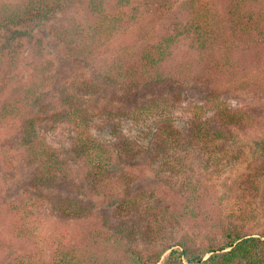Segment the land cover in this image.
<instances>
[{"label": "trees", "instance_id": "trees-1", "mask_svg": "<svg viewBox=\"0 0 264 264\" xmlns=\"http://www.w3.org/2000/svg\"><path fill=\"white\" fill-rule=\"evenodd\" d=\"M141 1L176 20L165 37L156 42L145 44L141 39L128 42L130 36L139 33L135 3L140 0H0V39L10 33L4 45H0V53L9 54L0 79V172L13 158L32 171V191L16 199L5 200L0 182V226H5L13 242L19 241L12 244L15 252L12 250L11 257L0 264H158L162 252L154 245L162 232L160 220L134 230L110 227L102 219L94 232L86 236L89 243L77 246H66L55 235L53 242H48V237L41 236L42 227L49 215L56 213L60 223L90 217L93 196L125 187V173L116 178L112 174L122 160L131 163L141 155L142 142L150 145L147 167L169 173L163 179L167 184L184 167L183 157L176 158L172 152L188 153L190 146L192 150L206 148L205 163L223 168L239 161L240 154L227 150L223 142L234 134L252 137L264 125L258 117L234 109L216 97L187 107L180 106L179 97H161L115 113L120 116L106 108L97 113L89 110L88 98L104 86L180 85L208 71L218 74L222 69H230L237 75L246 64L242 54L250 59L253 55L257 63L262 59L264 0ZM47 23L46 38L55 49L59 48L56 50L59 59L82 64L90 71L89 78L75 77L68 81L52 101L46 97L56 73L45 44L31 42L24 50L29 52L30 68L25 81L18 79L17 72L23 60L21 51L10 44L18 40L17 29L22 28V36L32 40L40 26ZM12 29L16 30L11 32ZM180 40L187 42L186 47L175 52ZM251 50L255 53L251 54ZM194 55L199 61L192 59ZM201 62L204 67L197 74L195 68ZM123 118L130 121L134 136L124 132ZM179 120L184 124L180 125ZM105 129L107 138L95 135ZM63 131L67 132V143L56 145L52 138L58 139ZM8 132L18 136L14 144L3 143L2 138ZM257 145L261 147L260 143ZM76 169L88 179V200L51 194L54 189L66 187ZM262 176L264 165H259L249 180H244L242 192L256 189L255 179ZM130 190L126 186L125 200H120L116 209L124 210L125 204L136 208L139 201L136 195H130ZM187 191L179 205L184 213L175 211L168 217L192 216L196 221L195 208H200L199 200L204 197L195 190ZM199 216L205 219L200 212ZM164 217L171 226V220ZM255 217L246 208L239 222L218 223L215 229L203 234L201 231L181 234L175 244L168 246L165 264H264V227L257 231L251 228L250 218ZM137 240L142 244L148 242L151 250L138 251ZM7 242L0 239V247L5 248ZM22 242L39 247L41 252L47 244L50 254L45 257L29 250L20 253L18 246Z\"/></svg>", "mask_w": 264, "mask_h": 264}, {"label": "rangeland", "instance_id": "rangeland-1", "mask_svg": "<svg viewBox=\"0 0 264 264\" xmlns=\"http://www.w3.org/2000/svg\"><path fill=\"white\" fill-rule=\"evenodd\" d=\"M15 1V0H9ZM208 1V0H206ZM215 1L218 0H209ZM111 5V3H110ZM136 10L139 12L138 18V32L129 37V43L135 40H142L143 43L156 42L165 37V33L169 32L176 22L174 17H168L163 13H158L151 8L143 5V1L135 3ZM81 18V14H80ZM49 24L40 26V29L34 34L32 40L22 36L23 29H17L18 40L11 42L13 46L20 49L23 60L19 63L17 72L18 79L26 80L30 74L29 68V52H24L28 44L31 42H43L48 50V58L53 64V70L56 73L54 82L49 86L47 94V101H52L57 97L58 92L75 77H82L84 79L90 77V71L82 64L71 63L59 59V48H54L50 39L47 36ZM16 29H12L14 31ZM8 32L5 36L8 37ZM5 38L0 39V45H4ZM9 44V49L12 46ZM187 42L180 40L174 47L175 52H179L186 47ZM6 45V44H5ZM9 52L11 50H8ZM11 53V52H10ZM255 50H251V54ZM9 58L7 51L0 53V79L5 68L4 62ZM243 60L246 64L242 66L241 72L237 75L232 74L230 69H222L218 74L208 71L206 75L197 76L189 82L180 85H171L167 83L141 85V86H125L120 84L104 86L99 93L88 98L89 110L91 112H100L102 108H106L113 112L115 116H120L115 113L125 112L127 109H134L137 106L157 99L165 98L171 99L172 96L180 98V106L187 107L188 104L201 105L210 97H216L220 101L229 103L234 109H242L249 114L258 117L264 122V53L261 56L259 63L255 62L253 55L251 59L242 54ZM192 59L198 60L194 55ZM199 61V60H198ZM197 61V62H198ZM4 64V66H3ZM198 64V63H197ZM205 63H199L195 70L197 74H201V69ZM213 73V74H211ZM205 74V73H204ZM211 74V75H210ZM245 76V77H244ZM200 77V78H198ZM123 121L124 132L131 133L133 136L135 131L129 120ZM179 124L183 125L184 121L179 120ZM108 128V127H107ZM54 134V133H53ZM99 138H107V130L103 132H95ZM18 136L14 132L5 133L3 136V143L14 144ZM52 138V142L56 145L58 143H67V132L63 131L61 136ZM235 137V138H234ZM109 139V138H108ZM257 143H260V148ZM227 150L239 152V161L225 165L223 168L212 166L205 163L208 150L197 147L190 151L183 152L182 150L172 152L179 158L183 157V168L171 178V183H163L164 178L169 176V173L157 172L153 166L149 169L146 161L149 156L150 145L142 142L141 155L136 160L130 161L122 160L119 169L114 171L112 178H116L119 173L124 172L125 187L117 189L114 192L106 195L93 196L91 198L93 205V214L88 218L76 219L66 223L58 222L55 215H49V219L44 222L42 227V237H48V242H53L55 238H61L66 246H77L86 242L85 238L90 232H94L95 226L102 219L110 227H126L134 230L142 229L144 225L155 224L157 220L161 222L162 232L158 235V242L154 247L162 252L158 264H165L168 254V246L175 244L181 234L191 235L194 233L203 234L204 231L215 229L219 223H235L239 222L241 213L246 208L256 215L254 219L250 218L251 228L260 230L264 227V176L255 179L257 188L245 191L241 190L244 180H249L250 174L254 169L260 165H264V125L257 129L252 137L248 135L234 134L226 143L223 142ZM184 146V145H183ZM236 152V153H237ZM12 154V153H11ZM175 158V159H176ZM118 166V165H116ZM31 168L26 167L19 160H14L8 164L7 167H2L0 172V182L3 192L6 194V201L16 199L23 193L32 191L30 188ZM130 180H132L130 182ZM88 179L83 178L77 169L73 174L70 182L66 187L61 186L58 189L51 191V194L66 195L69 198L82 199L87 201L86 194L88 192ZM126 186L130 190V195H136L139 203L136 208L132 209L125 204L124 210L116 209L117 203L124 201V193ZM195 190L197 195H203V201H200V208L196 209L197 219L193 220L191 217L175 219L173 216L168 217L175 211H180L179 205L183 203L182 198L188 194L187 190ZM255 189V190H253ZM244 205V207H242ZM129 210H131L129 212ZM166 213H164V212ZM184 213V211H180ZM205 218L201 219L199 216ZM247 211H245L246 213ZM171 220L172 225H169L168 220ZM164 217V218H165ZM175 220L178 222L176 223ZM197 227H194V225ZM134 225V227H133ZM2 226V225H1ZM0 226V239L5 240L7 245L0 247V262H6L15 252L13 245L19 241L13 242V239L6 234L5 226ZM157 230H155L156 232ZM41 240V239H40ZM13 244V245H12ZM12 247V248H11ZM19 252L31 251L33 254H41L48 257L49 246L46 244L42 249L39 247H30L28 244L22 242L18 246ZM42 248V245L40 246ZM136 248L140 252H149L152 246L145 242L142 244L137 240ZM43 253V254H42Z\"/></svg>", "mask_w": 264, "mask_h": 264}]
</instances>
